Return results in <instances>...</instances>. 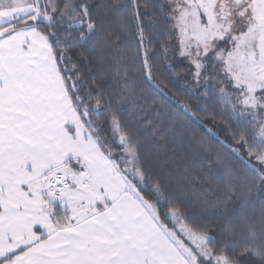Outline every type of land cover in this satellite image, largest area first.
<instances>
[{"label": "trees", "instance_id": "16d2710c", "mask_svg": "<svg viewBox=\"0 0 264 264\" xmlns=\"http://www.w3.org/2000/svg\"><path fill=\"white\" fill-rule=\"evenodd\" d=\"M46 2L45 18L18 19L3 36L43 34L75 110L112 162L132 161L157 223L169 235L176 218L208 237L204 256L183 252L189 263L264 264L262 126L222 63L208 59L197 76L164 0Z\"/></svg>", "mask_w": 264, "mask_h": 264}, {"label": "crops", "instance_id": "0c3cea01", "mask_svg": "<svg viewBox=\"0 0 264 264\" xmlns=\"http://www.w3.org/2000/svg\"><path fill=\"white\" fill-rule=\"evenodd\" d=\"M35 11L34 6L0 7V28ZM28 35L38 44L32 45ZM57 70L51 48L37 29L0 39V264H190L157 223L156 212L134 189L117 182L110 163L106 180L108 175L113 178L102 187L114 190L101 191L104 207L70 226H57L25 190L54 160L43 150L53 144L44 142L40 112L28 109L23 94L28 84L35 94L43 75Z\"/></svg>", "mask_w": 264, "mask_h": 264}, {"label": "rangeland", "instance_id": "374dc122", "mask_svg": "<svg viewBox=\"0 0 264 264\" xmlns=\"http://www.w3.org/2000/svg\"><path fill=\"white\" fill-rule=\"evenodd\" d=\"M164 2L171 9L180 54L195 66L197 76L208 59L215 58L222 63L225 73L241 92L242 109L252 119L261 122L260 135L264 140V0H241V4L233 0ZM4 6H34L35 12L20 19L37 20L45 18L42 10L47 9V2L3 0L0 7ZM13 22L0 28V36L12 30ZM26 38L32 45L38 44L36 37L28 35ZM59 74L57 70L43 75L41 88L36 85L35 94L31 84L27 85L24 94L23 91L21 93L23 100L27 99L28 109L40 112L38 118L42 119L44 142L53 144L45 145L43 150L54 160L44 166L43 176L28 184L25 190L33 195L31 197L36 203L42 204L45 211L56 210V207L47 209L48 205L58 206L64 227L70 226L73 220L86 219L104 207L105 199L101 191L114 190L111 186L102 187V183H110L113 178L108 175L106 180L109 163L115 171L114 178L119 184L126 183L128 190L135 189L130 181L135 172L132 161L117 165L100 149L74 109ZM33 102H36L35 107ZM144 203L155 211L152 204ZM174 222L176 226L168 228L167 232L184 254L189 257L195 255V260L197 254L204 256L208 252V237L192 232L182 220L175 218ZM218 264L232 263L221 256Z\"/></svg>", "mask_w": 264, "mask_h": 264}, {"label": "water", "instance_id": "95a60500", "mask_svg": "<svg viewBox=\"0 0 264 264\" xmlns=\"http://www.w3.org/2000/svg\"><path fill=\"white\" fill-rule=\"evenodd\" d=\"M235 1L239 2L240 0H235Z\"/></svg>", "mask_w": 264, "mask_h": 264}, {"label": "flooded vegetation", "instance_id": "af4514ba", "mask_svg": "<svg viewBox=\"0 0 264 264\" xmlns=\"http://www.w3.org/2000/svg\"><path fill=\"white\" fill-rule=\"evenodd\" d=\"M239 2H240V4H241V0H240ZM239 2H238V3H239Z\"/></svg>", "mask_w": 264, "mask_h": 264}]
</instances>
